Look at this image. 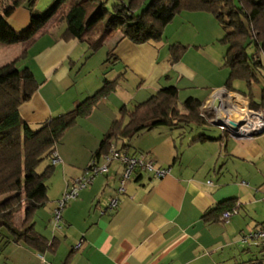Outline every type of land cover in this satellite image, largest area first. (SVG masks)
<instances>
[{
  "label": "crops",
  "instance_id": "0c3cea01",
  "mask_svg": "<svg viewBox=\"0 0 264 264\" xmlns=\"http://www.w3.org/2000/svg\"><path fill=\"white\" fill-rule=\"evenodd\" d=\"M4 2L1 13L5 7L11 8L12 0ZM27 4L13 8L6 18L17 33L32 25ZM66 29L65 22L52 26L19 62V68H29L39 85L21 107L23 120L37 130L72 112L106 81H118V86L89 117L67 131L66 140L56 149L54 193L49 186V202L38 210L34 225L53 245L52 250L40 252L11 240L0 252V264H232L237 242L233 222L216 221L211 214L234 199L241 215L257 204L259 196L263 198L264 134L241 140L221 130V135L190 133V128L144 131L130 140L128 153L147 155L157 168L169 169V174L156 178L136 173L119 197V208L108 213L105 210L117 195L122 171L119 162L113 163L107 175L96 177L69 203L60 227L53 226L56 203L75 179L85 175L123 107L132 111L163 88L175 87L179 104L197 99L207 117L214 116L211 104L216 100L232 107L234 98H242L251 108L248 98L226 89L230 73L224 66L227 49L220 43L224 37L220 24L206 13H183L167 26L159 44L135 45L118 32L97 51L89 43L97 42L102 31L93 39L85 35L80 41L65 39ZM176 44L187 50L172 64L169 50ZM23 50L22 44H0V67L18 59ZM259 74L264 73L260 70ZM242 84L236 82L234 88L245 93ZM253 103L258 109L261 96L260 100L254 97ZM254 216L255 221L261 217L257 212ZM241 219L246 222L245 217ZM261 222L256 227L264 224ZM243 223L235 222L237 227Z\"/></svg>",
  "mask_w": 264,
  "mask_h": 264
},
{
  "label": "trees",
  "instance_id": "16d2710c",
  "mask_svg": "<svg viewBox=\"0 0 264 264\" xmlns=\"http://www.w3.org/2000/svg\"><path fill=\"white\" fill-rule=\"evenodd\" d=\"M36 1L11 2V9L27 2L31 6L32 25L23 33H17L7 22L11 14L8 10L5 15L0 12V44L24 46L18 59L0 67V252L11 240L40 252L52 250L53 245L35 231L34 225L38 210L49 202L48 182L55 171L56 149L67 131L79 120L89 117L97 104L118 86V81H106L101 90L79 103L72 112L49 120L37 130L32 129L21 117L20 110L39 85L29 68H19V62L27 58L29 50L52 26L65 22L64 38L82 41L91 28L102 23V36L97 42L89 43L90 49L97 51L109 36L118 32L122 33V39L135 45L159 44L165 29L177 16L209 14L224 31L220 43L227 49L224 66L230 73L226 89L248 98L251 109H264V89L258 109L253 103L252 90L258 82L259 71L264 69V0H56L50 10L34 15ZM4 3L0 0V9ZM186 50L183 45H172L171 63H178ZM236 82L245 83L249 92L235 89ZM179 103L178 89L168 87L136 105L132 111L123 107L120 118L113 122L93 160L108 155L112 144H116L120 152H128L130 140L144 131L160 127L176 131L211 124L210 117L202 111L201 101L190 98L182 108ZM44 164L43 172L39 173ZM234 209L239 212L240 206L230 199L211 215L219 221L225 212ZM22 210L24 217L18 224L17 215Z\"/></svg>",
  "mask_w": 264,
  "mask_h": 264
},
{
  "label": "built area",
  "instance_id": "2783aa9c",
  "mask_svg": "<svg viewBox=\"0 0 264 264\" xmlns=\"http://www.w3.org/2000/svg\"><path fill=\"white\" fill-rule=\"evenodd\" d=\"M122 1V0H121ZM237 100L234 98L232 107L223 104L219 108L211 104L214 116L210 121L215 126H218L223 133L229 136L241 139L250 140L257 136L264 134V109L252 110L242 98ZM233 113V114H232ZM232 114V116H231ZM234 125L237 129H234ZM57 154H54V163L57 160ZM114 162H119L122 165V171L119 180V187L117 195L112 197L108 203L105 212H115L120 206L119 197L126 193V185L138 173L152 174L156 178H164L169 174V169L157 168L155 163L150 160L145 154L130 155L128 152H120L116 144H112L110 153L102 157V160H93L87 169L84 176L75 179L74 182L68 186L63 198L58 202V206L53 215V226L60 227L62 221V214L66 207L72 201L77 200L81 191L87 189L93 183L96 177L107 175ZM238 210H230L224 213L222 220L226 223L236 215ZM243 245L248 247H258L264 250V225L257 226L256 229L248 234L240 237Z\"/></svg>",
  "mask_w": 264,
  "mask_h": 264
},
{
  "label": "rangeland",
  "instance_id": "374dc122",
  "mask_svg": "<svg viewBox=\"0 0 264 264\" xmlns=\"http://www.w3.org/2000/svg\"><path fill=\"white\" fill-rule=\"evenodd\" d=\"M113 1L114 0H111V2H113ZM36 3L37 4H35V6L33 8L34 15L43 14L44 12H47L48 10H50L52 8V6L54 5L55 0H37ZM27 6L31 7L29 3L27 4ZM5 10H8L9 13H12L14 9H11V8L8 9V7H5ZM39 12H41V13H39ZM2 14L5 15V11H3ZM10 15L11 14H9L8 16H10ZM102 28H103L102 23L95 25L92 28L93 30H91V32L86 34V37L93 39L97 33H100L102 31ZM261 72L264 73V69H261ZM242 85L244 87V89H243L244 92L248 93L249 90L247 89V86L245 84H242ZM263 88H264V74L263 75L259 74L258 75V82L255 83L253 88H252L253 95H254V97H256V100H260V96H261V92H262ZM180 107L182 108V104H180ZM209 116L212 117L213 115L210 114ZM190 129H192L190 131V133H192L193 131L194 132L196 131L199 133H206L208 135H215V134L221 135L222 134L219 127L215 126L213 123L210 124L209 126H205V127L193 126ZM65 136L66 135H64L62 141L66 140L67 136L66 137ZM86 141H89V139H86ZM45 163L47 164L48 161ZM114 163H115V165H118V162H114ZM46 164L41 166V168L39 169V173L43 172ZM56 169H57V167L55 168V170ZM55 176H56V171L54 172V174L52 176L51 182L49 183L51 193L52 192L54 193V190H52V183L54 181ZM62 198H63V196L61 197V199L59 201H61ZM259 198H260V199H258L259 201L257 202V204L254 207L250 208V210H248V211H242L241 215H236L232 218V220H230V223L233 222L232 233L234 235V238L237 239V242L234 244L235 247H234L233 252H234L235 259H233L232 264H264V250L262 248L248 247L247 245H243L242 242L240 241V237L242 235L248 234L257 228L256 224H255L257 221L259 222V221L263 220V222H264V196H263V198H262V196H259ZM58 202L56 203L57 206H58ZM256 212L259 213V216H261L258 220L256 219L257 221H255V219H254V217H255L254 215L256 214ZM249 214H251V215H249ZM23 217H24V210L20 211L17 215V223L18 224L21 222ZM242 217H245L246 222L243 223V221L241 219ZM238 220L243 223L242 226H240V227L239 226L237 227L235 224V222ZM263 222H261V223H263ZM225 224H228V223H225ZM262 225H264V224H262ZM3 232H4L3 234L5 235L6 231L3 230ZM3 244H5V241H3ZM4 251H5V249H4Z\"/></svg>",
  "mask_w": 264,
  "mask_h": 264
},
{
  "label": "water",
  "instance_id": "95a60500",
  "mask_svg": "<svg viewBox=\"0 0 264 264\" xmlns=\"http://www.w3.org/2000/svg\"><path fill=\"white\" fill-rule=\"evenodd\" d=\"M220 105H221V100H216L215 103H214V106L216 108H219ZM233 127H234L235 130L237 129V126L236 125H234Z\"/></svg>",
  "mask_w": 264,
  "mask_h": 264
}]
</instances>
